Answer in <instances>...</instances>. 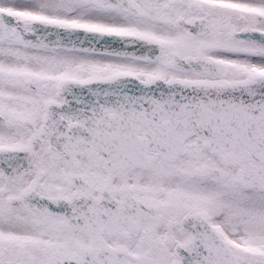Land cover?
I'll use <instances>...</instances> for the list:
<instances>
[{
  "label": "snow or ice",
  "instance_id": "snow-or-ice-1",
  "mask_svg": "<svg viewBox=\"0 0 264 264\" xmlns=\"http://www.w3.org/2000/svg\"><path fill=\"white\" fill-rule=\"evenodd\" d=\"M0 264H264V0H0Z\"/></svg>",
  "mask_w": 264,
  "mask_h": 264
}]
</instances>
